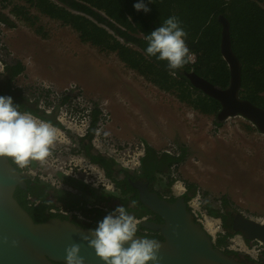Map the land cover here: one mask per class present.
<instances>
[{
    "label": "flooded vegetation",
    "instance_id": "1",
    "mask_svg": "<svg viewBox=\"0 0 264 264\" xmlns=\"http://www.w3.org/2000/svg\"><path fill=\"white\" fill-rule=\"evenodd\" d=\"M13 1L15 0L10 1V4L14 5ZM17 2L22 3L19 0ZM12 9L13 6L9 13L26 22L36 34L42 33L44 36L49 34L43 30L42 24L36 22L33 25L21 16H17ZM32 9L39 12L36 8ZM3 14L5 13H1ZM8 17L1 18L7 21ZM8 25L14 27V23ZM3 34L5 31L0 33V95L11 96L13 103L20 106L21 112H30L41 120L50 121L57 130V141L52 154L44 163L32 161L27 167L19 168L10 161L21 173L26 185V187L17 185L14 195L34 221L43 222L50 218H60L93 229L117 206H124L138 221L137 235L162 240L160 229L146 225L162 224L164 219L140 200V191L135 184L140 182L163 200L174 202L184 198L187 210L196 222L204 225L205 228L207 222H212L216 232L209 233L213 238L218 234L214 242L224 254L240 263L264 264V244H262L264 242L259 239H248L233 229L235 216L238 213L245 214L221 212L213 207L208 211L203 209L199 196L191 197V183L179 178L183 175L180 164L184 162V144H187L188 152L198 153V150L187 139L190 138L189 135L175 127L181 124L178 120L167 118L149 105L138 106V110L127 111L125 114L120 113L109 104L107 95L95 94V96L92 93L91 82H89L90 89H86L73 81L60 85V80L47 78L45 75L50 73L47 64L41 69L46 74L34 75L38 81L27 80L23 72H26L29 66L20 58L24 54H20L14 48L16 46L6 42ZM78 36L80 38L79 33ZM40 56L42 57V54ZM37 57H31V61L38 66ZM54 72L59 73L57 67H54ZM63 74L68 75L65 72ZM147 81L150 82L148 79ZM158 88L161 90L160 87ZM196 89L207 95L201 89ZM178 99L181 101L179 97ZM184 103L189 105L187 102ZM220 108L219 103V108L213 113L193 109L203 114H210L217 123H221L225 119H218ZM153 117L155 119H152ZM152 120L160 124L161 133L165 134L176 128L186 138L174 142L161 136L158 140L152 138L150 134L153 129H150L149 123ZM128 129L129 132L133 130L134 134L136 130L135 136L131 139L124 138ZM181 141L185 143L182 144ZM195 159L192 154L190 163ZM209 215L218 216L221 223L218 224ZM42 218L45 219L40 220ZM254 220L264 224L263 218ZM220 228L224 231H220ZM220 239L222 240L219 241Z\"/></svg>",
    "mask_w": 264,
    "mask_h": 264
},
{
    "label": "rangeland",
    "instance_id": "2",
    "mask_svg": "<svg viewBox=\"0 0 264 264\" xmlns=\"http://www.w3.org/2000/svg\"><path fill=\"white\" fill-rule=\"evenodd\" d=\"M10 1L0 0V12L6 14L0 13V22L3 23L0 24V33L5 31L6 42L24 54L20 58L29 66L23 72L27 80L38 81L34 75L46 74L41 69L47 64L50 69L45 75L47 78L60 80V85L73 81L86 89H90L91 82L92 93L107 95L109 104L120 113L149 105L167 118L178 120L180 125H171L185 131L190 137L187 139L198 150V153L188 152L187 144L181 141L185 143V156L180 164L183 175L179 178L191 183V197L199 196L201 207L207 211L213 207L221 212H243L253 219H264V134L248 119L232 116L217 123L212 115L203 114L179 101L177 93L165 92L148 82L122 62L115 52L101 51L90 43L81 42L78 33L69 25L30 8V12L38 16L37 22L42 24L43 30L49 33L46 36L36 34L26 22L9 13L13 6ZM5 16L10 18L2 20L1 17ZM9 23H14V27ZM110 31L117 35L116 31ZM31 57L38 58V66ZM54 67L59 73L54 72ZM149 123L153 129L150 135L154 139L161 136L174 142L186 138L176 128L163 134L158 122L152 120ZM133 134V130L129 132L128 129L124 138L131 139L136 130ZM192 154L196 159L190 163ZM209 217L221 223L218 216ZM220 231L224 229L220 228ZM217 235H214L215 240Z\"/></svg>",
    "mask_w": 264,
    "mask_h": 264
},
{
    "label": "trees",
    "instance_id": "3",
    "mask_svg": "<svg viewBox=\"0 0 264 264\" xmlns=\"http://www.w3.org/2000/svg\"><path fill=\"white\" fill-rule=\"evenodd\" d=\"M19 1L22 3H15L12 9L17 16L34 25L38 16L30 8H36L69 25L84 42L115 52L150 82L177 93L181 101L204 113L216 112L219 103L192 87L186 72L193 70L215 85L228 86L230 71L221 53L222 25L218 20L219 14H224L230 21L233 50L242 64V98L264 108V0H144L151 9L148 13L135 10L139 0ZM172 15L179 17L188 34L186 44L196 55L194 63L174 70L175 76L167 61L145 54V36Z\"/></svg>",
    "mask_w": 264,
    "mask_h": 264
},
{
    "label": "water",
    "instance_id": "4",
    "mask_svg": "<svg viewBox=\"0 0 264 264\" xmlns=\"http://www.w3.org/2000/svg\"><path fill=\"white\" fill-rule=\"evenodd\" d=\"M218 20L222 25L221 53L230 71L228 86L215 85L194 71L186 72V77L194 87L220 103L219 120L240 115L264 134V108L241 96L242 64L232 47L230 21L223 14H219ZM135 184L140 200L164 219L162 224H146L160 229L163 236L157 240L162 245L160 259L155 264H244L215 245L204 225L191 217L184 198L170 202L150 192L142 183ZM17 185L26 187L21 173L8 158H0V264H67L65 249L72 244L81 246L80 255L85 258V264H104L81 238L89 235L90 228L60 218L34 221L14 195ZM233 229L248 239L264 242V224L242 213L235 216Z\"/></svg>",
    "mask_w": 264,
    "mask_h": 264
},
{
    "label": "clouds",
    "instance_id": "5",
    "mask_svg": "<svg viewBox=\"0 0 264 264\" xmlns=\"http://www.w3.org/2000/svg\"><path fill=\"white\" fill-rule=\"evenodd\" d=\"M134 8L138 12L151 11L144 0L135 3ZM187 35L179 17L172 15L145 36V54L167 61L170 74L175 75L174 70L183 68L193 58L186 44ZM56 141L57 130L50 121L21 112L11 96L0 95V158L10 159L19 168L27 167L32 161L44 163L51 156ZM137 232L136 217L124 206H117L97 227L89 230V235L81 238L104 264H148L149 261L155 264L160 259L162 243L147 237L135 239ZM80 251L79 244L68 246L65 249L67 264H85Z\"/></svg>",
    "mask_w": 264,
    "mask_h": 264
},
{
    "label": "bare ground",
    "instance_id": "6",
    "mask_svg": "<svg viewBox=\"0 0 264 264\" xmlns=\"http://www.w3.org/2000/svg\"><path fill=\"white\" fill-rule=\"evenodd\" d=\"M206 228H207L208 232H210L212 234L215 231L214 226L212 225V222H210V221L206 223Z\"/></svg>",
    "mask_w": 264,
    "mask_h": 264
},
{
    "label": "built area",
    "instance_id": "7",
    "mask_svg": "<svg viewBox=\"0 0 264 264\" xmlns=\"http://www.w3.org/2000/svg\"><path fill=\"white\" fill-rule=\"evenodd\" d=\"M192 53V52H191ZM192 55H193V58H192V60L190 61L191 63H193V62H195V60H196V55L194 54V53H192ZM262 243V242H261ZM262 244H264V243H262Z\"/></svg>",
    "mask_w": 264,
    "mask_h": 264
}]
</instances>
